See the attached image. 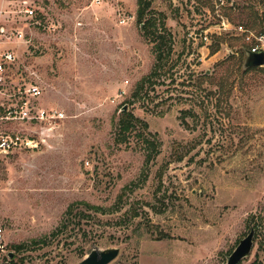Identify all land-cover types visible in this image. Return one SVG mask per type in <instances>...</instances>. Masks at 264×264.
Returning a JSON list of instances; mask_svg holds the SVG:
<instances>
[{
	"label": "rangeland",
	"instance_id": "obj_1",
	"mask_svg": "<svg viewBox=\"0 0 264 264\" xmlns=\"http://www.w3.org/2000/svg\"><path fill=\"white\" fill-rule=\"evenodd\" d=\"M146 1L0 0L14 84L64 115L4 127L38 144L0 154V264H227L252 229L239 264H264V66L234 30L264 32V0Z\"/></svg>",
	"mask_w": 264,
	"mask_h": 264
},
{
	"label": "built area",
	"instance_id": "obj_2",
	"mask_svg": "<svg viewBox=\"0 0 264 264\" xmlns=\"http://www.w3.org/2000/svg\"><path fill=\"white\" fill-rule=\"evenodd\" d=\"M92 4H101L105 0H79ZM217 5H223L224 0H217ZM26 13L34 16V10L26 8ZM227 30L226 23H223ZM253 54L264 53V32H254L244 25L234 27ZM5 30L0 28V36H6ZM206 39V37H205ZM19 64L18 56L12 50L0 51V154L8 155L24 149L37 147V141L24 136L21 132H9L4 127L10 123L39 124L45 128H52L64 118L60 111H48L39 108L35 99L41 95L37 85L28 87L26 84L15 85L14 77L16 66ZM19 74L23 71L19 67ZM43 141V140H42ZM1 232V230H0Z\"/></svg>",
	"mask_w": 264,
	"mask_h": 264
},
{
	"label": "water",
	"instance_id": "obj_3",
	"mask_svg": "<svg viewBox=\"0 0 264 264\" xmlns=\"http://www.w3.org/2000/svg\"><path fill=\"white\" fill-rule=\"evenodd\" d=\"M245 66L247 68L264 66V53L260 52L253 54L247 50ZM254 237L255 232L252 229L250 233L240 241L237 248L229 256L227 264H239L241 260L249 256L254 246ZM119 252L118 248H111L102 251L93 250L78 264H110L118 257Z\"/></svg>",
	"mask_w": 264,
	"mask_h": 264
},
{
	"label": "trees",
	"instance_id": "obj_4",
	"mask_svg": "<svg viewBox=\"0 0 264 264\" xmlns=\"http://www.w3.org/2000/svg\"><path fill=\"white\" fill-rule=\"evenodd\" d=\"M138 5H139V9H138V21L140 23L144 22V18H145V14H146V10L149 7V4L146 0H138ZM144 28H151L153 26L152 21L151 20H147L144 24ZM160 44L158 45L157 48H161L163 46V41L162 39H160ZM141 124L142 127L144 128V130H148V125L147 123L142 122L140 119L134 117L132 114L127 115L126 119H123L120 121L119 123V130H120V135H123V137H125V135L133 132L136 129L137 124ZM143 137V143L146 145L147 150H149L147 156H146V166L148 167V165L150 164V162L152 160H154L156 158V155L159 153L158 151V142L156 141V139L151 140L149 137H145L144 135H142ZM84 204V203H83ZM87 207H89L88 204H86ZM74 206L71 205L69 206L66 215H71L73 213V208ZM96 210H100L102 211L101 208L99 207H93ZM65 227V225H62ZM66 228V227H65ZM255 230V229H254ZM23 247L21 245L19 246H14V249L20 251Z\"/></svg>",
	"mask_w": 264,
	"mask_h": 264
}]
</instances>
